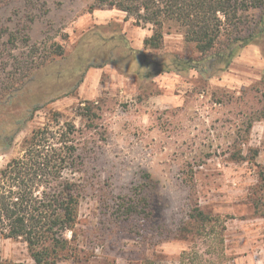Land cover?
Masks as SVG:
<instances>
[{
	"label": "rangeland",
	"instance_id": "rangeland-1",
	"mask_svg": "<svg viewBox=\"0 0 264 264\" xmlns=\"http://www.w3.org/2000/svg\"><path fill=\"white\" fill-rule=\"evenodd\" d=\"M94 3L0 0L1 49L22 60L48 58L56 43L64 51L36 72L28 91L3 111L2 120L11 121L14 111L19 113L33 101L45 102L69 90L88 62L100 61L111 51L112 45H103L100 35L123 33L131 47L161 59L199 54L170 23L165 26L164 48L146 49L144 39L152 34L151 25L138 26L118 9L93 10ZM115 53L128 72L114 64L89 68L76 93L63 94L37 111L12 148L0 152L2 168L23 154L25 139L37 128L62 131L71 122L84 133L83 173L65 174L83 177L86 185L76 233H67L78 250L59 264H141L147 258L157 264H180L183 253L194 251L207 264H264V212L254 205L263 194L264 118L253 121L241 145L245 159L232 156L234 140L242 138L258 107L264 41L247 46L228 71L207 79L195 71L140 79L133 72L136 60L125 52ZM87 101L99 107L96 129L79 114ZM146 172L152 176L147 183ZM143 184L151 190L154 215L137 234L139 226L115 221L111 212L118 196ZM196 206L220 218L219 225L207 227L205 236L195 234L199 225L190 218ZM209 231L221 233L223 241L217 242ZM0 258L33 262L21 238L0 237Z\"/></svg>",
	"mask_w": 264,
	"mask_h": 264
},
{
	"label": "trees",
	"instance_id": "trees-1",
	"mask_svg": "<svg viewBox=\"0 0 264 264\" xmlns=\"http://www.w3.org/2000/svg\"><path fill=\"white\" fill-rule=\"evenodd\" d=\"M114 8L126 13L138 26L151 25L152 34L144 39L146 49L160 50L165 44V26L175 24L186 42L193 44L198 56L170 54L168 59L150 56L145 51L134 49L123 33L102 38L103 45H112L111 51L100 61H90L76 83L67 91L45 102L33 101L13 112L11 121L2 120L8 110L29 88L36 72L52 62L54 55L64 51L54 44L50 57H26L0 47V152L10 150L17 134L34 118L37 111L63 94H74L84 81L88 69L107 64L120 66L115 50L125 52L136 60L134 73L144 80L169 72L186 74L197 72L202 79L220 75L229 70L234 59L244 48L264 41V0H95L91 9ZM3 36V35H2ZM1 37V34H0ZM11 42L16 41L11 33ZM15 49V48H14ZM16 50V49H15ZM258 107L249 119L241 139H235L232 156L243 161L242 143L247 141L253 121L264 118V72L261 86L257 88ZM99 107L87 101L79 107V114L87 120V126L98 127ZM57 115V114H56ZM84 133L74 123L66 122L65 129L54 131L51 127L37 128L24 141V152L0 168V237L24 240L33 262H4L0 264H59L70 252L78 250L67 237L69 231L76 233L81 200L86 185L83 177H68L65 174L83 173L85 164ZM263 194L254 202L257 211L264 212V168L260 171ZM144 181H152L150 173ZM152 195L148 184L139 185L129 195L118 196L111 212L113 220L141 226L153 219ZM191 220L198 224L195 234L205 236L207 227L220 224V218L207 214L199 206L190 213ZM142 222V224L138 222ZM209 233L217 242L223 241L221 233ZM198 251L185 252L180 264H207ZM141 264H157L147 258Z\"/></svg>",
	"mask_w": 264,
	"mask_h": 264
}]
</instances>
